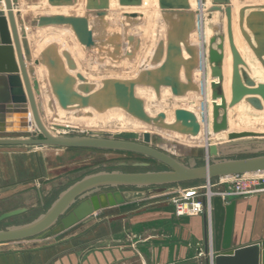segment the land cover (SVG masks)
Segmentation results:
<instances>
[{
    "label": "rangeland",
    "instance_id": "obj_1",
    "mask_svg": "<svg viewBox=\"0 0 264 264\" xmlns=\"http://www.w3.org/2000/svg\"><path fill=\"white\" fill-rule=\"evenodd\" d=\"M166 1L173 6L165 7L160 0L156 3L152 0L146 3L144 0H112V3L111 0H85V11L75 16V23L68 21L40 26L38 25L40 16L52 15L53 10L59 8H74L78 0H17L14 4V12L22 47L28 67L33 71L31 79L39 82L41 94L37 100L42 119L52 135L111 138L122 131H128L126 126L132 123L153 130V134L159 136L161 140L155 145L158 144L159 146H156L165 152L170 153L165 150L166 145L183 147L184 152L170 153L183 163L191 155L187 151L188 147L196 143L193 141H200L201 146L205 147L203 133L194 137L189 135L188 131H179L180 128L177 127L174 118L169 121L165 119L164 126L160 128L152 125L161 122V119L154 120L157 113L162 111L156 108V103L163 101V90L167 89L170 103H179L177 108L178 106L186 108L189 103L186 98L200 92V85L195 80L194 73L199 68L197 59L203 52L206 76L208 72L210 76L207 66V44L211 37L216 38L214 47L216 43L222 42L224 48L227 44L231 52L232 42L238 51L234 42V30L238 27L253 54L254 50L264 52V5L244 6L234 11L236 13V23H234L231 1L219 5L220 10L213 8L217 5L215 0ZM178 4H184L187 8H179ZM123 7H135L133 10L138 12L137 16H124ZM227 7H230L229 12L226 10ZM241 9L244 10L242 13ZM199 10L201 21H198ZM98 11H105V14L98 16ZM207 11L210 14L209 18H205ZM178 12L192 13L193 17L181 18L177 15ZM242 31L247 34V39ZM260 42L263 43L259 44ZM254 56L250 57L249 61L258 62L259 59L255 54ZM195 59L197 67L190 69L191 61ZM164 63L166 67L161 69ZM37 68L45 74L43 84L38 79ZM260 69L264 67H254L252 70ZM166 75L174 78L179 94L174 95L170 87L161 83L157 85L158 82H163L162 79ZM209 81L208 78V83ZM140 90L146 93L150 90L153 102L147 101L143 97L144 92L139 93ZM67 100L70 101L69 104ZM217 102L219 103V100ZM48 106L52 108L54 106L61 111H70L69 114H64L55 109V118L85 116L86 119H93L94 115L99 117L93 119L94 127H88V122L70 127L59 122L60 125L55 126L52 125V117L47 116L50 112ZM252 109L233 107V113L237 114L236 117L240 116L242 121L247 118L264 117V109L258 110L260 112L254 111L257 109L253 107ZM112 110H119L124 116L111 113ZM190 112L195 114L193 111ZM143 116H148L149 122ZM0 138H42V135L33 123L27 132H0ZM260 152L256 151V153ZM250 154L240 152L231 153V156ZM120 161L130 164L126 167L116 166ZM136 161L148 162L149 166L147 168L133 166L131 163ZM198 163L203 164L204 161L199 160ZM161 169H166V166L134 152L57 146L0 145V210L6 211L22 206L28 208L26 212L0 222V228L24 224L35 219L50 206L60 192L88 174L101 170ZM203 182L201 180L140 189L110 188L101 192L117 191L123 198L127 192H140L137 194L142 196V201L164 204L166 206L163 210L171 211L175 217L182 218L190 216H177L173 199L183 190L199 187ZM55 184L63 185L56 187ZM167 187L172 189L164 191L163 188ZM152 189H160V191L149 194L151 193L149 190ZM157 210L162 211V208ZM99 217V213L96 212L90 218L75 224L71 230L46 237L45 234L54 229L52 227L43 234L29 238L31 242L28 244H20V241L12 242L8 245L14 246L8 249L9 251H15L19 247L55 249L53 251L57 253L54 254V259L59 257L60 260L65 261L66 256L71 254L74 264L75 261L76 264H83L86 260L84 255L98 251L97 241L83 243L87 239L85 235L92 228L97 229Z\"/></svg>",
    "mask_w": 264,
    "mask_h": 264
},
{
    "label": "water",
    "instance_id": "obj_2",
    "mask_svg": "<svg viewBox=\"0 0 264 264\" xmlns=\"http://www.w3.org/2000/svg\"><path fill=\"white\" fill-rule=\"evenodd\" d=\"M214 9L220 10L221 4L230 3V0H215ZM17 0H4L5 12L0 13V132L22 133L27 132L31 122L35 123L42 138H0V145H36L57 146L63 148H88L115 151H127L144 155L166 166L161 170L123 171L101 170L88 174L74 181L66 187L50 206L35 219L20 225H12L0 228V243L20 241L47 232L54 228L46 237L58 234L70 228L85 217L93 214L101 208L115 205L124 201L117 191L113 193L101 192L110 188H150L194 182L207 179H215L222 176L246 174L264 171V131L229 130L227 108H232L242 100L257 110L264 109V82H254L246 73V64L230 44L233 55L232 77L230 84V100L227 101L223 89V50L222 42H216L215 37L209 39L208 62L210 64V82L212 99V125L213 134L226 132L227 142L211 144L208 147V155L205 156L204 148L199 147L192 153L186 162L179 161L174 155L158 148L155 143L160 139L149 131L142 133L134 131H122L111 138L95 136L64 137L52 135L45 128L40 119L39 103L36 97L40 96L39 82L30 79L33 71L28 67L25 51L20 39L14 4ZM165 7L173 6L166 0H160ZM179 8H187L184 4H178ZM226 10L229 12L230 7ZM244 10L241 9L242 13ZM105 11H98V16H103ZM124 16L136 17L137 13H123ZM54 14L40 16L38 25L54 23H75V15ZM179 17L192 18V13L178 12ZM243 33V31H242ZM256 35V34H255ZM247 39V34L243 33ZM252 47L251 43L247 41ZM263 42H260L261 44ZM254 54L264 67V59L261 50H254ZM191 61L190 69L197 67L195 59ZM166 67L162 64L161 69ZM148 74L150 72L148 71ZM159 83L170 87L174 95L179 94L177 84L172 76L166 75ZM156 85V87H157ZM132 86V85H131ZM63 95V94H62ZM219 100V103L217 102ZM65 104V101H63ZM68 104L70 101H66ZM145 120L149 122L148 116ZM174 121L179 131H188L189 135L197 137L200 134V125L195 115L184 108L173 110ZM161 122L152 123L160 128L166 119L164 112L157 113L154 120ZM141 139V141H139ZM160 141V140H159ZM246 146V156H231L225 149ZM256 151H261L256 153ZM245 153V152H244ZM203 160V164L198 161ZM130 163L120 161L116 166L126 167ZM133 166H149L148 162L136 161ZM73 179V178H72ZM63 184H55L59 187ZM213 204V264H264V240L248 245L233 247L230 244V214L232 206L225 204L224 199L216 195L212 199ZM28 210L27 207H17L6 211L0 210V222ZM208 238L205 228L204 244L205 253H208Z\"/></svg>",
    "mask_w": 264,
    "mask_h": 264
},
{
    "label": "crops",
    "instance_id": "obj_3",
    "mask_svg": "<svg viewBox=\"0 0 264 264\" xmlns=\"http://www.w3.org/2000/svg\"><path fill=\"white\" fill-rule=\"evenodd\" d=\"M250 5H264V0L260 4L251 1L241 7ZM80 10H85L84 2ZM233 18L236 22L235 15ZM248 50L251 51L250 47ZM165 102L167 104L169 101ZM247 148L237 146L225 151L246 153ZM137 193L140 192H127L123 202L96 211L100 215L98 227L92 228L85 235L87 239L83 244L97 241L98 251L84 255L86 260L83 264H209L207 260L210 255L205 253L204 244V216L177 218L171 211L163 210L166 205L142 201V196ZM225 204L232 206L231 246L238 247L264 240V192L231 197L225 199ZM160 208L162 211L157 210ZM96 212L82 220L90 218ZM73 226L65 231L71 230ZM20 242L28 244L31 240L28 238ZM10 243L12 242L0 243V264H74L71 254L64 261L59 257L53 258L57 253L53 251L55 249L19 247L15 251H9L8 247L14 246L8 245Z\"/></svg>",
    "mask_w": 264,
    "mask_h": 264
},
{
    "label": "bare ground",
    "instance_id": "obj_4",
    "mask_svg": "<svg viewBox=\"0 0 264 264\" xmlns=\"http://www.w3.org/2000/svg\"><path fill=\"white\" fill-rule=\"evenodd\" d=\"M148 0H144V3H146ZM157 0H152L153 3H156ZM231 1V4H232V9H233V15H236V13L234 11H238L241 6L243 5H247L249 4L251 1L253 3H256V4H260L262 2V0H230ZM82 2H85V0H78V3L75 5L74 8H71V9H67V8H59L58 10H53L54 14H64V15H68V14H74L75 16H78V15H81L82 11H85V10H80L81 9V4ZM111 3H112V0H111ZM193 3V2H192ZM4 7V0H3V5H1V7ZM123 13H132V12H135V13H138L136 12L135 10V7H123ZM1 9V8H0ZM2 11V10H1ZM4 11V10H3ZM200 14L201 12L199 11V19L198 21H201L202 18H200ZM90 15V14H88ZM87 15V16H88ZM210 14L208 13V11L205 13V18H209ZM204 20V19H203ZM234 23H236L234 21ZM201 25V24H200ZM25 27V26H24ZM23 28V26H22ZM238 29V27H237ZM27 34V33H26ZM207 35V34H206ZM195 38V37H194ZM207 40H208V35H207ZM209 41V40H208ZM234 42H235V45H236V48L239 52V55H241L242 59L244 60L245 64H246V67L244 68L246 73L248 74V76L256 83H259V82H264V69H260V70H252L254 67L255 68H263L260 61L258 62H252V61H249V58L250 57H255L253 52L248 50V45L246 44V42L244 41L242 35H241V32H240V29H238L237 31L234 30ZM207 52H208V49H209V44H207ZM224 59H223V74H224V80H223V89H224V93H225V96H226V99L227 101H229L230 99V84H231V77H232V53L230 52L229 50V47L228 45L226 44L225 48H224ZM198 62H199V68L195 70V73H194V76H195V80L199 83L200 85V92L196 95V94H191L189 95L186 99H188L187 101L189 102L188 105H186V110L188 111H193L195 114V118L197 120V122L199 123L200 125V134L203 133V136H204V139H205V147L204 146H201V143L200 141H193V142H196L194 143L193 145L194 146H190L188 147V151L187 152H190L191 154L194 153L196 151V149H198L199 147H203L204 148V153H205V156L208 155V147L209 145L211 144H221V143H225L227 142L226 140V132H220V133H217V134H213L212 133V130H211V125H212V99H211V90H210V82L212 81L211 77L209 76V72H208V77L206 76V71H205V55H203V52H202V55H200V58L198 57ZM207 60H208V57H207ZM208 66V71L210 70V64L208 62L207 64ZM37 75H38V79L41 81V83L43 84V79L45 78V74L43 73V71L40 70V68H37ZM200 77V78H199ZM208 78L210 79L209 83H208ZM256 78H262L261 80H257ZM31 79V77H30ZM168 90L165 89V91L163 90V94H162V98H163V101H160L158 103H156V108L157 109H162V112L165 113V116H166V120L169 121V120H173V110L177 108V105H179V103H170L171 101L168 100L170 99L167 94ZM144 90H140L139 93H143ZM153 93V92H152ZM40 94H41V91H40ZM154 96V95H153ZM143 97L147 100V101H152V94H151V91L147 90V93L144 92L143 93ZM36 101L37 103L38 100H37V97H36ZM165 101H169L167 104ZM210 104V105H209ZM183 106V105H182ZM241 106L242 109L246 108V109H252V107L246 102V100H242L239 104L235 105V109L236 108H239ZM175 107V108H174ZM184 107V106H183ZM183 107H180L178 106V108H183ZM39 110V114H40V119L42 121V123L44 124L45 128L48 130V132L51 133L49 127L45 124L44 120L42 119V112L40 110V108H38ZM48 109H49V113H47V116L52 117V125H55V126H58L60 125V123H64L63 125H67V126H76V125H79L80 123H89L88 124V127H94L93 124H94V120L95 117H99L97 115H94L95 117L93 119L91 118H88L86 119L85 116L83 117H80V118H69L67 116H61L59 118H55V114L54 112H61V113H64V114H69V112L67 111H64V110H57L56 108H53L48 106ZM56 109V111H55ZM149 110V108H147ZM253 110V109H252ZM256 112H260L258 110H254ZM111 113H115L116 115H123V113L119 110H112ZM87 115V114H85ZM227 115H228V129L229 130H252V131H259V132H262L264 131V117L261 118H247L246 120L242 121L241 120V117L238 116L236 117L237 114H234L233 113V107L232 108H227ZM124 116V115H123ZM75 117V116H74ZM235 117V118H234ZM63 120V121H62ZM253 120H256V122H252ZM130 121V120H129ZM60 122V123H59ZM133 122V120L131 121ZM135 123V122H134ZM137 123V122H136ZM61 124V125H62ZM31 125L33 126V122H31ZM35 125V123H34ZM129 126H126V128L130 129V131H134V132H138V133H142L144 131H149L150 133H154L153 130H149V128H147L146 126H136L135 124H128ZM36 126V125H35ZM233 127V128H232ZM127 129H124V130H127ZM199 134V135H200ZM211 134V135H210ZM224 134V136H223ZM164 137V136H163ZM218 137V138H217ZM162 139V138H161ZM183 139V138H182ZM160 140V139H159ZM156 143H160L161 140ZM179 141V140H178ZM157 146H159L158 144H156ZM164 147H167V151H169L170 153H180L179 151H183L184 152V148L181 147L179 145V147L181 148H177V147H174V146H164ZM256 173V172H255ZM164 191H168L172 188H163ZM163 189H162V192H163ZM151 193L149 194H153V193H156V192H159L160 189H152V190H149Z\"/></svg>",
    "mask_w": 264,
    "mask_h": 264
},
{
    "label": "built area",
    "instance_id": "obj_5",
    "mask_svg": "<svg viewBox=\"0 0 264 264\" xmlns=\"http://www.w3.org/2000/svg\"><path fill=\"white\" fill-rule=\"evenodd\" d=\"M1 5L3 0H0V11L3 12L4 8ZM262 192H264V171L207 179L201 186L183 190L173 199L175 214L205 217L209 264H213V197L219 195L225 201L231 197L249 196Z\"/></svg>",
    "mask_w": 264,
    "mask_h": 264
}]
</instances>
